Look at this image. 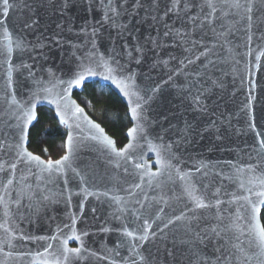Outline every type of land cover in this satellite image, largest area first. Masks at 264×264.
I'll use <instances>...</instances> for the list:
<instances>
[{"label": "water", "instance_id": "water-1", "mask_svg": "<svg viewBox=\"0 0 264 264\" xmlns=\"http://www.w3.org/2000/svg\"><path fill=\"white\" fill-rule=\"evenodd\" d=\"M40 107L56 159L28 147ZM260 193L264 0H0V264H264Z\"/></svg>", "mask_w": 264, "mask_h": 264}, {"label": "trees", "instance_id": "trees-1", "mask_svg": "<svg viewBox=\"0 0 264 264\" xmlns=\"http://www.w3.org/2000/svg\"><path fill=\"white\" fill-rule=\"evenodd\" d=\"M73 95L86 111L101 123L106 132L114 137L118 146L126 141L125 132L130 126L127 108L109 86L92 81L86 83L81 91H75ZM93 111L98 113V117L93 114ZM37 113V121L29 131L28 147L34 151L32 145L35 139L43 138L46 146L39 154L45 159H56L64 152L66 131L49 108L40 107ZM261 220L264 226V208L261 211Z\"/></svg>", "mask_w": 264, "mask_h": 264}, {"label": "snow or ice", "instance_id": "snow-or-ice-1", "mask_svg": "<svg viewBox=\"0 0 264 264\" xmlns=\"http://www.w3.org/2000/svg\"><path fill=\"white\" fill-rule=\"evenodd\" d=\"M3 4H4V7H5V11H7V8H8V0H3ZM239 6H240V5H237V7H239ZM80 79H83V77H80ZM80 79L74 81V83L79 84ZM78 111H79V110H78ZM33 159H38V158L33 157ZM63 159H67V157H64ZM54 163L58 165V164H60V161H55ZM52 164H53L52 161H49V162H48V166H49V167H52ZM259 195L264 196V193H260ZM198 206H199V205H198ZM253 211H254V212L256 211V206H255V205H253ZM129 235H131V234L129 233ZM258 236H259V238H260V242H261V244L264 245V230H261L260 232H258ZM67 251H69V250H68V249H65V252H67ZM71 251H73V252H78L79 249H71Z\"/></svg>", "mask_w": 264, "mask_h": 264}, {"label": "rangeland", "instance_id": "rangeland-1", "mask_svg": "<svg viewBox=\"0 0 264 264\" xmlns=\"http://www.w3.org/2000/svg\"><path fill=\"white\" fill-rule=\"evenodd\" d=\"M93 114L98 117V113L96 111H93ZM45 142L43 140V138L38 137L37 139H35V141L33 142L32 145V149L37 152V153H42L45 149Z\"/></svg>", "mask_w": 264, "mask_h": 264}]
</instances>
